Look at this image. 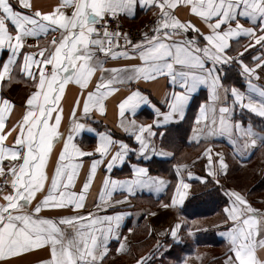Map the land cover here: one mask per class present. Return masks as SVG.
Wrapping results in <instances>:
<instances>
[{
	"label": "snow or ice",
	"instance_id": "6c2138e0",
	"mask_svg": "<svg viewBox=\"0 0 264 264\" xmlns=\"http://www.w3.org/2000/svg\"><path fill=\"white\" fill-rule=\"evenodd\" d=\"M181 9L186 16L178 14ZM138 11H150L153 19L134 38L119 21L135 18ZM48 35L52 39L41 46L40 38ZM240 37L248 43L242 50L234 49ZM5 48L9 56L0 66V82L11 81L18 68L33 90L22 117L11 126L8 120L15 105L0 97V264H12L36 249L48 250L39 264H104L112 240L118 242L116 253L127 252V237L121 232L125 214L115 206L127 204L137 190L165 191L168 182L138 164L131 165L126 178L111 173L130 153L144 160L173 155L162 146L168 126L185 119L201 87L208 96L194 116L190 139L199 143L227 137L241 162L264 147V133L234 119L237 107L264 118V84L259 83L264 80V0H58L48 11L34 7L31 0H0V50ZM249 49L256 54L246 62ZM233 65L245 78L246 90L225 85V68ZM161 79L171 88L164 108L138 86ZM69 85L78 86L81 96L64 125L62 101ZM124 88L117 105L119 126L138 147L100 132L95 146L85 150L77 136L96 132L87 121L93 113L104 115L107 98ZM146 104L154 110L150 123L136 118ZM58 144L62 147L57 153ZM202 156L206 175L195 179L223 189L220 177L229 171L225 154L214 153L209 143ZM175 167L171 203L162 202L163 208L182 205L191 188L181 171L188 165ZM101 168L105 175L90 202ZM187 175L193 178L194 173ZM224 195L225 222L231 223L220 233L228 244L223 264H264V212L240 191L227 189ZM45 210L57 214L45 215ZM185 226L178 221L167 231L179 241ZM188 232L193 234L191 228ZM152 255H141L135 264H149Z\"/></svg>",
	"mask_w": 264,
	"mask_h": 264
},
{
	"label": "crops",
	"instance_id": "0c3cea01",
	"mask_svg": "<svg viewBox=\"0 0 264 264\" xmlns=\"http://www.w3.org/2000/svg\"><path fill=\"white\" fill-rule=\"evenodd\" d=\"M11 2L16 4V0H11ZM31 2L34 7L48 11L55 6L58 0H31ZM178 14L184 17L187 15V11L181 9ZM149 17H153L150 11H138L135 18L121 19L127 24H137ZM192 19L199 24L195 17H192ZM242 22L247 26L246 21L242 20ZM51 39V35L42 36L40 45L44 46ZM35 42L31 38L29 39V43L35 44ZM247 43L246 37H240L239 44L233 42L232 46L234 49L242 50ZM255 54L249 49L245 53L246 62H250L251 55ZM8 56L9 50L7 48L0 50V66L7 60ZM20 59L22 60V57ZM114 63L116 62H110V64ZM225 72L227 78L224 83L227 87L236 86L241 90H246V80L239 75L235 65L226 66ZM259 83L264 84V80L259 81ZM138 86L150 97L152 103L162 108L165 107L162 103L165 93L171 91L168 81L164 79L156 83L141 81ZM32 90L31 82L23 77L18 68L13 73L11 81L0 82V97L9 99L15 105L14 111L8 120L9 126L22 117L25 110V101ZM126 91L127 89L124 88L121 89V94H114L108 97L105 114L93 113L91 119L87 121L96 132L85 131L76 138L77 143L85 150H91L95 146L97 135L100 132L109 133L117 140H122L133 147H138L134 139L119 126L117 105L120 96ZM80 96L81 92L78 86L69 85L66 87L65 97L62 101L64 125H67L70 120V109L74 105L75 99ZM207 96V89L201 87L193 94L186 109L185 119L183 121H174L168 126L167 136L162 146L165 151L171 152L173 155H157L149 160H144L135 153H130L128 160L124 164L113 169L111 175L114 178L123 179L130 175L131 165L138 164L148 167L150 175L163 178L168 183L165 191L137 190L135 196L130 197L127 204L115 206V211L125 214L121 232L122 236L127 237L128 251L116 253L115 248L118 246V242L112 240L110 242V253L104 264H135L136 259L149 252L153 253L149 264H183L185 259H187L188 264H223L228 244L220 233L226 231L231 223L225 222L223 209L227 204L228 198L224 195V190L235 189L240 191L253 207L264 212V147L256 148L250 155L246 154L243 162H241L240 158L233 156L227 137H215L209 140H201L199 143L194 139H190L192 137L191 129L194 116L200 103L207 100ZM229 104H231V99H229ZM136 118L140 122L150 123L155 118L154 110L150 105H143L139 109ZM234 119L243 121L245 125L251 123L257 132L264 133V118H260L248 110H241L237 107ZM254 119L257 122L254 123ZM11 141L12 137L10 136L7 142L11 143ZM157 143H160L159 138H157ZM209 143L212 144L214 153L223 152L225 154L229 164L228 173L220 177L223 189L214 182L201 183L195 179V176L206 175L204 171L206 159L202 156V153ZM61 147V144L56 145L57 153ZM197 157H200V159H197ZM54 159L55 155L52 157L53 161ZM176 165H188V168L181 171L184 180L191 184V188L182 205L163 208L161 206L162 202L171 203L172 192L177 182ZM188 171L194 173L193 178L188 177ZM104 175L103 168L98 170L92 189L93 195L89 196L90 202L99 186H101ZM212 193L215 194V197L212 196ZM116 198L119 199V195ZM89 206H91V203ZM152 213L156 214L152 215ZM44 214L56 215L57 212L45 210ZM178 221H183L186 225L179 233V241L172 238L170 232L167 231ZM129 228L132 229L131 232L128 231ZM189 228L193 231L192 235H189ZM162 232L164 235H160ZM158 242L159 246L157 248ZM260 255L264 257V252H260ZM47 256V249H36L29 254L13 259L12 264H39V261L46 259ZM196 256H200V259H196Z\"/></svg>",
	"mask_w": 264,
	"mask_h": 264
},
{
	"label": "built area",
	"instance_id": "2783aa9c",
	"mask_svg": "<svg viewBox=\"0 0 264 264\" xmlns=\"http://www.w3.org/2000/svg\"><path fill=\"white\" fill-rule=\"evenodd\" d=\"M153 17L146 18L142 20L138 24H127L122 19L119 21L120 27L124 31H128L132 34V36L135 38L138 36V34L144 30L146 25H150V22L152 21ZM3 182V178L0 181V183Z\"/></svg>",
	"mask_w": 264,
	"mask_h": 264
},
{
	"label": "trees",
	"instance_id": "16d2710c",
	"mask_svg": "<svg viewBox=\"0 0 264 264\" xmlns=\"http://www.w3.org/2000/svg\"><path fill=\"white\" fill-rule=\"evenodd\" d=\"M255 122H257V120H255V119H254V123H255ZM212 196H214V197H215V194H214V193H212Z\"/></svg>",
	"mask_w": 264,
	"mask_h": 264
},
{
	"label": "bare ground",
	"instance_id": "6f19581e",
	"mask_svg": "<svg viewBox=\"0 0 264 264\" xmlns=\"http://www.w3.org/2000/svg\"><path fill=\"white\" fill-rule=\"evenodd\" d=\"M3 178V177H2ZM2 178L0 179V181L2 180Z\"/></svg>",
	"mask_w": 264,
	"mask_h": 264
},
{
	"label": "rangeland",
	"instance_id": "374dc122",
	"mask_svg": "<svg viewBox=\"0 0 264 264\" xmlns=\"http://www.w3.org/2000/svg\"><path fill=\"white\" fill-rule=\"evenodd\" d=\"M138 23H140V22H138ZM138 23H137V24H138Z\"/></svg>",
	"mask_w": 264,
	"mask_h": 264
}]
</instances>
